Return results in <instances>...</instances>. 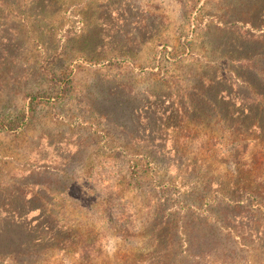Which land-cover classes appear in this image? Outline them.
<instances>
[{
  "label": "trees",
  "instance_id": "obj_1",
  "mask_svg": "<svg viewBox=\"0 0 264 264\" xmlns=\"http://www.w3.org/2000/svg\"><path fill=\"white\" fill-rule=\"evenodd\" d=\"M86 1L0 0V61H4L0 65H21L13 73L17 87L10 92L23 94L24 107L31 111L12 116L4 105L0 132L22 131L34 118L37 101H62L71 90L70 77L61 67L55 70L59 59L69 56L66 36L58 27L76 9L81 18ZM254 10L248 25L257 33L214 29L219 43L206 46V51L225 59L223 68L229 76L212 80L206 76L217 58L207 66L200 64L191 87L195 94L186 93L187 103L176 102L167 110L173 112L170 122L182 116L206 128L215 121L220 138L209 145L200 138V144L191 146L194 154L207 157L187 165L181 163L185 150H177L180 158L175 160L153 146L150 154L143 152L142 158L137 155L131 161L132 180L127 186L114 188L109 183V190L89 210L49 205L57 196L68 195L73 171L67 167L68 176L57 180L52 169H39L43 178L38 182H26L22 189L7 193L0 190V264H264V0ZM16 20L25 44L11 34ZM32 45L37 54L29 59L16 56ZM6 74L0 67V83H5ZM127 109L123 103L116 107L118 113ZM199 133L192 138H210L207 132ZM154 172L153 185L149 182L145 189ZM40 186L46 190L38 192ZM131 188L140 191L138 202L130 200ZM3 218L8 229L2 226ZM109 235L121 240L124 255L107 256ZM140 238L142 246L135 248Z\"/></svg>",
  "mask_w": 264,
  "mask_h": 264
},
{
  "label": "rangeland",
  "instance_id": "obj_2",
  "mask_svg": "<svg viewBox=\"0 0 264 264\" xmlns=\"http://www.w3.org/2000/svg\"><path fill=\"white\" fill-rule=\"evenodd\" d=\"M259 2L87 0L82 19L76 13L78 9L68 13L61 19L58 32L66 36L64 49L69 56L60 58L55 70L61 71V67L63 74L70 77L71 90L62 101H37L34 118L22 131L0 132V190L5 189L7 193L22 189L26 182H38L43 178L40 176L42 168L52 169L50 172L59 180L70 167L73 175L68 179V195L57 196V201L49 205L89 210L102 199L101 194L109 190V183L114 188L126 187L132 180L131 161L138 156L142 158L143 152L150 154L153 146L175 160L180 158L176 151L185 150L181 163L187 165L192 159L206 158V154H194L191 146L199 143L200 138L208 141L206 145L220 138L215 131V121L206 128L182 116L170 122L168 118L173 112L167 113V110L176 102L187 103L186 93L195 94L191 87L197 80L195 74L200 64L207 66L217 58L210 66L217 68L209 67L206 76L210 80L229 76L227 68H223L225 59L206 51V46L219 43L212 35L214 29L257 33L248 24ZM13 23L12 36L25 44L21 29H17L20 21ZM209 27L213 29L211 32ZM27 48L25 46L16 56L21 54L29 59L37 54L33 45ZM201 56L209 60H200ZM0 67L7 70L3 76L5 83H0V94L3 93L0 109L6 105V112L12 116L29 114L31 111L24 107L23 94L10 92L17 87L13 73L18 72L21 65L11 63ZM6 98L9 103L4 102ZM118 103H123L128 111L118 113ZM152 104L161 107H152ZM199 132H207L210 138L204 139L203 135L192 138L191 135ZM186 146L190 147L187 151ZM171 174H175L174 169ZM154 175L155 172L148 175L145 189L149 182L153 185ZM40 190L46 187L37 188L38 192ZM155 191L160 193L159 189ZM140 194L132 188L128 191L134 202L140 200ZM49 205L45 203V208ZM2 226L9 228L4 218ZM137 243L135 248L142 246L141 238ZM105 251L110 259L125 254L121 240L113 235H109Z\"/></svg>",
  "mask_w": 264,
  "mask_h": 264
}]
</instances>
